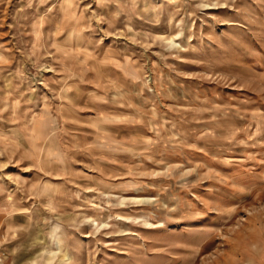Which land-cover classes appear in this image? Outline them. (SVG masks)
I'll list each match as a JSON object with an SVG mask.
<instances>
[{
	"label": "rangeland",
	"instance_id": "1",
	"mask_svg": "<svg viewBox=\"0 0 264 264\" xmlns=\"http://www.w3.org/2000/svg\"><path fill=\"white\" fill-rule=\"evenodd\" d=\"M0 264H264V0H0Z\"/></svg>",
	"mask_w": 264,
	"mask_h": 264
}]
</instances>
